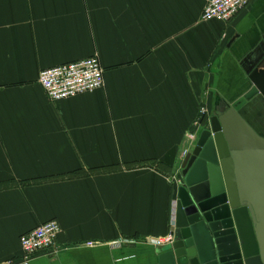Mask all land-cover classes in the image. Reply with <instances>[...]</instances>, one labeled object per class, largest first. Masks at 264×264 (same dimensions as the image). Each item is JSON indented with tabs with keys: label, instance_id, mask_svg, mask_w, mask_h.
<instances>
[{
	"label": "crops",
	"instance_id": "obj_1",
	"mask_svg": "<svg viewBox=\"0 0 264 264\" xmlns=\"http://www.w3.org/2000/svg\"><path fill=\"white\" fill-rule=\"evenodd\" d=\"M207 2L0 0V264L49 221L29 264H158L201 107L264 78V0L229 23ZM93 57L104 88L52 102L40 73Z\"/></svg>",
	"mask_w": 264,
	"mask_h": 264
},
{
	"label": "water",
	"instance_id": "obj_2",
	"mask_svg": "<svg viewBox=\"0 0 264 264\" xmlns=\"http://www.w3.org/2000/svg\"><path fill=\"white\" fill-rule=\"evenodd\" d=\"M249 82L184 160L175 241L158 264H264V135L242 111L264 113V78Z\"/></svg>",
	"mask_w": 264,
	"mask_h": 264
},
{
	"label": "built area",
	"instance_id": "obj_3",
	"mask_svg": "<svg viewBox=\"0 0 264 264\" xmlns=\"http://www.w3.org/2000/svg\"><path fill=\"white\" fill-rule=\"evenodd\" d=\"M252 2L253 0H208L202 19L205 22L217 20L229 23ZM38 82L49 99L58 102L103 89L105 72L99 58L93 57L44 70L40 73ZM206 114L207 111L203 109L191 131L187 133L183 160L195 149ZM171 226L172 230L166 236L149 239L147 244L158 248L171 246L175 241V212ZM60 233L61 226L57 221L38 226L20 239L22 260L5 264H29L37 256L53 251Z\"/></svg>",
	"mask_w": 264,
	"mask_h": 264
},
{
	"label": "flooded vegetation",
	"instance_id": "obj_4",
	"mask_svg": "<svg viewBox=\"0 0 264 264\" xmlns=\"http://www.w3.org/2000/svg\"><path fill=\"white\" fill-rule=\"evenodd\" d=\"M239 98L234 99V101H228V104H233L238 102ZM230 102V103H229ZM251 102V101H250ZM247 102L246 105L242 108V111L244 112V114L247 116V118H250L252 120V123L255 125V127L260 130V132L262 133V135H264V113L260 114L254 107L255 105L249 106V103ZM224 102H219L218 104H216L215 106V112L213 113L212 116H210V120H212V118L214 117H221L222 113L221 111L225 108V112L230 108V107H225ZM230 105V106H231ZM258 112V113H257ZM210 125H208L206 127V129L209 128ZM252 128L254 129L253 125L251 124Z\"/></svg>",
	"mask_w": 264,
	"mask_h": 264
},
{
	"label": "rangeland",
	"instance_id": "obj_5",
	"mask_svg": "<svg viewBox=\"0 0 264 264\" xmlns=\"http://www.w3.org/2000/svg\"><path fill=\"white\" fill-rule=\"evenodd\" d=\"M203 109H205L206 111H207V114L205 115V118H204V121H203V124H202V126H201V128H200V132L202 131V130H204L208 125H210L209 123H210V115L212 114L213 115V111H212V107H210V108H206V106H202L201 107V109H200V111H199V116H200V114H201V111L203 110ZM198 116V117H199ZM197 120V119H196ZM192 129V128H191ZM187 146V144L185 145V147ZM184 150H185V148H184ZM184 150H183V152H182V159H183V153H184ZM181 170H182V165H181V169H180V173H179V175L177 176V180L178 181H180L181 180V178H182V176H181ZM180 176H181V178H180Z\"/></svg>",
	"mask_w": 264,
	"mask_h": 264
}]
</instances>
